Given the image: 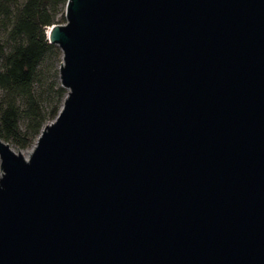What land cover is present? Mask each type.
<instances>
[{
  "label": "water",
  "instance_id": "1",
  "mask_svg": "<svg viewBox=\"0 0 264 264\" xmlns=\"http://www.w3.org/2000/svg\"><path fill=\"white\" fill-rule=\"evenodd\" d=\"M68 91L0 138V264H264V0H68Z\"/></svg>",
  "mask_w": 264,
  "mask_h": 264
},
{
  "label": "trees",
  "instance_id": "2",
  "mask_svg": "<svg viewBox=\"0 0 264 264\" xmlns=\"http://www.w3.org/2000/svg\"><path fill=\"white\" fill-rule=\"evenodd\" d=\"M67 2L0 0V138L16 151L32 149L67 97L62 52L48 39L50 28L67 23Z\"/></svg>",
  "mask_w": 264,
  "mask_h": 264
},
{
  "label": "rangeland",
  "instance_id": "3",
  "mask_svg": "<svg viewBox=\"0 0 264 264\" xmlns=\"http://www.w3.org/2000/svg\"><path fill=\"white\" fill-rule=\"evenodd\" d=\"M61 17L59 18V21L61 22ZM59 25H64V24H59ZM58 62H60V59H59V61ZM62 62H63V59L61 58V63H59V67L62 65ZM57 65H58V63H57ZM59 82H60V78H59ZM31 150L32 149H30L29 151H25V152H23V154H26V153H28V152H31ZM16 151V150H15ZM16 152H19V151H16ZM1 176H2V173H1V170H0V178H1Z\"/></svg>",
  "mask_w": 264,
  "mask_h": 264
}]
</instances>
